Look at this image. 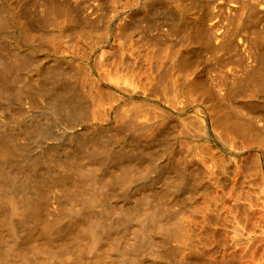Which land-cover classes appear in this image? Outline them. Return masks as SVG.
I'll list each match as a JSON object with an SVG mask.
<instances>
[{
	"label": "rangeland",
	"instance_id": "rangeland-1",
	"mask_svg": "<svg viewBox=\"0 0 264 264\" xmlns=\"http://www.w3.org/2000/svg\"><path fill=\"white\" fill-rule=\"evenodd\" d=\"M102 1L103 0H0V9H5L9 12V14L15 15H13L14 21L12 19V23L8 25V27L0 29V54L5 53L6 55L11 56V60H16L18 58L21 60L23 59V62L25 61V64L22 63V65L24 64V66L20 64V67L19 65L21 70H19L18 66L17 68H15V72L17 73L15 77H13L14 79L17 77L16 79L18 80L17 81L15 79V83H18L23 86V83L25 84V80L27 84L29 77L34 78V76H36L37 78L35 77V79H32V81L30 78V83L28 82L27 84V86L31 85L32 88L25 87L26 84L24 87L28 91L32 89V93L33 91L37 92L35 91V89H39L38 91H42L43 89L40 86L42 83L40 84L39 82H41V79H43L42 75L44 76L45 74L49 73L48 69L53 64V62L57 65L60 64V66L58 67H60L61 69H65L66 67H68L69 69V66L70 68H72L73 66L77 69L72 68V73L67 68L66 71L68 73H66V71L64 70L67 76L68 84L70 81L75 80L76 77L77 82L79 78H82V80L84 79L83 82L79 81L80 83H77V86H79V94L80 91L83 92L84 89L90 90L91 93L93 92L92 96L90 95L91 93H88V91L83 92H87L88 95H90V97L88 96L89 100L84 97L85 99H87V101H89L86 104L90 103V101L92 100V102L95 103V112H97L98 109H100L101 107L103 112L105 113L104 114L103 112H100L102 111L101 109L98 111V114L101 116V118L104 114L103 116H105V118L102 119L100 118V116H98V114H96L97 117H99L97 118L94 115V111L93 115H90L92 114L90 113V111L93 110V107L88 104V108H90V110L87 108V113H85L90 118L89 121L88 119H86L85 122H80V118L75 117L73 121L75 124H72L71 126L67 125V128L65 129H63L61 126L50 124L48 128L43 130L45 135L39 137H34L30 135V140L28 141L30 144L29 154L35 155L41 148L46 149L48 148V145L49 147L56 145L58 140H66V138L69 136V133L73 130L77 131V134H79V128L82 130L87 128V130H89L88 128H90V126V131L92 130V132L95 133H92L94 134L92 136H98V138H96L97 136L94 137L96 138L95 141L97 139L101 140L108 138L107 140H104L106 142L103 141L104 143L102 144L105 145H102V148L107 144H110L106 147L108 149L110 147L112 153V151L114 150L113 148H117V144L121 145H119V149L122 150V152L118 151L119 149H115L112 155L110 153V150L106 149V147L104 148V150L102 149L104 151V155H106L105 149L109 152H107L108 156L106 155L108 158L112 156L115 157V155H118L119 158H122L125 154L126 155L124 158H127L128 155V157H130V154L133 157V152L135 149V156L133 158H138L135 160L143 164L144 162H146L145 160H147L148 157L153 158L152 152H157L156 149L160 147L159 144H163L162 146L163 148H165L164 150H160V152L155 153L156 157H154L155 160L152 164L154 166H151V171H148L149 173H147L146 178H143V176H140L139 174L137 176L140 179H138V177L135 178L136 180L134 179L135 181H133V183H130V185L131 187L134 186L132 188L133 191L135 187H137L138 189V186L141 185L142 186L140 188L148 186V184L146 183L147 179L151 180L153 179V177H155V179L157 178L156 181L158 182V177L160 175V173H158V170L165 163L169 164L174 161L176 163L181 162L183 164L187 162V166L191 167H189L190 170H192L191 174H193V177L195 178L193 185L197 187L199 191L197 190L195 194H193L194 192H191L190 196V194L188 195L185 192L180 193L178 191L173 190V192L177 196L175 200L171 199L173 192H169L171 195H169L167 192H165V194L164 192H162L164 194V198L162 197L158 200L160 209L162 208L163 210H170L166 211L170 214L168 215L166 213L169 218H166V221H170L171 217L174 216L173 218L175 224L173 222L174 225L172 224L173 226H171V229L174 232V236L172 237L171 233L172 238L169 239L170 247L168 249V258L171 257L170 260L172 261H170V263L174 264L176 261H178L179 264H264V89L262 88L264 86V0H160L159 3L158 1H156L154 2L155 4H150L151 7L149 6V4L146 5V0H138L137 8L133 10L135 11L134 23L136 22L137 24H134L133 26L135 27L134 30H132L133 33L129 34V36L132 35L136 37L134 38V40H137L138 38L137 43L139 46L136 45V41L134 43L133 41L129 40L134 43L132 44L129 42L133 46L135 45L134 47L131 46L129 43V45L127 43L120 45L123 40L120 41L119 38H117L116 36L113 37L111 35L108 45L104 47H101L102 45H98L100 36L103 35L101 32L107 30L108 33H113L118 27V25L123 21L125 14H127L126 11H128L129 8L128 5L126 6L125 4L128 3V0H115L117 3L116 6L118 5L116 7V9L118 10V14L114 12L113 15H109L108 13L110 11V4L107 3H111L114 0H104L105 2L107 1L106 3L104 1L102 3ZM179 1L181 2L179 3ZM59 2H61L62 5L61 3L59 4ZM157 3L159 4L160 8L159 6H157ZM51 5L53 6V10L52 7H50ZM122 5H124L125 7ZM146 6H149V8H147ZM62 7L63 9L60 10V8ZM45 8L46 13L44 12ZM242 8L244 9V11ZM47 9L49 10V12L50 10H52L50 13L51 16H49V12H47ZM146 9H148L149 11H145ZM59 10L64 13V16L61 14V12H59ZM65 10H69V13H67ZM75 10L77 11V13H75ZM159 10L162 11L159 12ZM241 10L243 11V13H241ZM43 12L45 14H48L45 15ZM58 12L60 14H58ZM72 12L73 15L75 14L76 18H78L79 20L77 19V21L75 22H71L68 20L67 16L72 14ZM66 14L68 15L66 16ZM26 15H28L29 17L26 18ZM85 15H88V18L93 19L92 22L94 24L90 22L91 20L87 19V17L84 18L83 16ZM64 17L66 19L65 24L63 23L65 20ZM83 18L85 20L83 21V23L85 22V26H83V23H81V20ZM20 19L26 20V22H28L29 25L27 26H29L28 28L30 30V33H33V35L30 34V37H26V35L22 32V29L19 26V23H21L22 21H20ZM30 19L31 21L33 20V22H31ZM143 19L147 20V24L149 22V27L146 25V22ZM138 21H140V24H138ZM67 22L69 24V28L68 26H64L67 25ZM179 23L181 26H178ZM183 23L184 25H182ZM89 24L91 28L94 25L96 27L94 26V28L91 29L90 27H88ZM186 24L189 27L185 26ZM30 27L32 28V30L30 29ZM65 27L67 28L64 29ZM169 27L170 29H168ZM173 27H175L176 32L175 30L173 31ZM85 28H87L85 31L90 32H85L82 34V32L80 31H83ZM136 28H139L140 30H135ZM171 29L172 33L170 31ZM169 31L171 33L170 36V33H168ZM159 32L162 33V36L159 34ZM166 34L168 37L166 36ZM31 37H33V39ZM59 37L60 41L62 40L61 42L59 41ZM62 38H64L65 42ZM80 38L84 40L82 41V39ZM78 40H81L85 43L93 42L96 46L94 52L95 54H88V49H86L87 47L84 48V44L82 45L81 43L79 45V43L77 42ZM118 40L120 47L118 45ZM56 41H59L58 43L60 46H58ZM68 41L69 43H74L73 46L72 44L67 43ZM147 41H149V43L154 42L158 46L159 50H155L158 48L156 46L154 47V45H152L151 43L149 45ZM60 43L65 44L66 47L64 48L65 45H63L62 47V44ZM112 44L113 46H111ZM122 45L123 47L128 45L127 47L130 48L129 52L131 50L133 51L129 53L127 48L124 47L125 49H122ZM141 45H144L147 49H144V47H141ZM75 46H79L80 48H77ZM116 46L119 50L114 48ZM151 46H153L154 48ZM72 48H74V50H72ZM112 48L113 50H111ZM149 49L152 51H150ZM100 50L104 51L105 53L102 52L103 54H100ZM138 50H141L142 53H144L143 51H148L147 54L146 52L144 53L147 56L142 53H139L140 51ZM160 50L161 52H159ZM153 51H155L156 54ZM85 53H87V55H85ZM97 53L100 54H98V57L102 61L98 60V57L96 58ZM118 54L121 56L124 55L128 59L122 56L124 58L123 60ZM13 55L14 57L16 56L15 59H13ZM117 55L120 59L117 57ZM155 55L157 58H160L162 60H154V58H156L154 57ZM157 55L161 56L162 58ZM24 57L28 59L25 60ZM58 57H60L59 59L66 63L62 62L61 60L57 61ZM81 57H83L84 59ZM116 57L119 59L118 61H122V64H119L117 62ZM104 58L107 60H105ZM146 58L151 59L146 60ZM54 59L56 62L52 61ZM94 60H96V62L101 61V65L98 62V67V64L95 63ZM114 60L119 65L114 63ZM133 60L134 62L136 61V63H134ZM149 60H152L153 62H149ZM111 61H114L113 64L111 63ZM146 61L148 63H145ZM74 62H76V66L72 65L74 64ZM78 62L82 64L80 65ZM83 62L85 64L89 63L90 65H84ZM124 62L126 63L124 64ZM127 62H130V64ZM157 62H159V65H161H158V69ZM49 63H51V65ZM132 63L134 64V66ZM153 63L156 68L153 69L154 72L152 68H150L152 67L151 64ZM128 64L131 67L124 66ZM79 65L81 67H79ZM115 65H117V67H115L116 69H113ZM120 65L124 66L123 69L122 67H120ZM25 66H28L30 69ZM111 66L112 69L110 68ZM145 66L148 67H146V70H150L149 72L145 70ZM23 67L24 70H26V68L28 69V71L26 70L28 73L25 71L27 74H25V72L23 71ZM83 67L86 69H83ZM102 67L110 70L105 71L104 69V73L106 74L104 78H106L108 74L109 78L112 75V81L118 80L117 78L119 76L117 77V75L119 74L116 75L115 72H120L121 77L118 80L119 82L116 81L117 83H115L119 86H114L115 84L113 83V85L110 82L111 78L109 80L108 78H103L104 73ZM138 67L141 69H138ZM101 69L102 71L101 73H99ZM131 69H133V71L135 69L137 70L132 72ZM75 70L76 72H74ZM81 70H85L84 73L86 74H83V71L81 72ZM111 70L112 72L115 70V74H112ZM137 71H139V73H137ZM123 72L127 73V75ZM131 73H133V75L138 74V77L136 75L133 76ZM150 73L153 75H151ZM155 73L159 75V77L157 75L156 77H154ZM163 73L164 76H162ZM98 74H102V79L98 78ZM124 74L126 75L125 79H130L129 77H127L129 74V76L133 78L130 80L126 79L127 81H125L128 82L127 85L131 83L132 85L130 86L135 87V89H131L130 86H126L128 89L131 90H124L127 89L124 88L125 81H122L124 78L123 76H125ZM139 74L141 75V77ZM79 75L83 77H80ZM88 75L89 77L90 75H92V78L90 77V80L92 81V84L94 82L93 85L91 84V81L88 80ZM149 75H151L152 77H149ZM160 75L162 77V80ZM165 75L167 76L165 77ZM115 76L117 78H115ZM24 78L26 79L24 80ZM155 78H158V80L156 81ZM135 79H138V81L141 80L139 81L140 84L138 85L139 89H137L138 87L136 88V85H134V83L137 82ZM159 79L162 81L160 82L161 86L158 82L160 81ZM36 80L41 81L37 82ZM120 80L124 85L120 82ZM86 81L88 84H84V82L86 83ZM95 81L99 83L96 82L95 84ZM31 82H33L34 84L35 82L36 84L38 83L40 87L34 85L33 83L31 84ZM142 82L145 86V89L143 86H140L143 85ZM149 82L153 84L155 82L156 86L153 84L152 85L156 88H158L159 84V88L161 90L159 88L158 90L160 92H158V90L157 92H155L156 89L153 86L152 88ZM261 83L263 86L261 85ZM82 84L85 85L82 86V88L85 87L83 90L80 87ZM258 85L261 87H258ZM86 86H90L92 89L90 87L86 88ZM92 86H96L97 88L102 87L105 91H107L108 89L109 92L112 91L113 93L111 94L109 92H106L105 94L107 95L108 93L109 96H112L109 97L107 95V98H105V91L102 88L97 90L96 87ZM118 87H121V90H119ZM122 87L124 89H122ZM150 87L151 89H153V91L149 90ZM167 87L169 89L171 88V92L170 90L166 89ZM256 87H258L259 89ZM94 89H96V91H99L97 93L100 97H98L101 98V100H97H100L98 104L100 105L99 108L95 107L97 95H95ZM100 91L103 93H100ZM253 91L256 93V95ZM31 92L27 94V96L29 95V98H27L26 96L24 97V95L22 96V99L27 103L23 102L22 99L20 101V97L18 98L17 96H14L16 95L15 92H13L15 93L14 95L12 94L13 96L11 95V97L13 98L9 96V99L8 97L6 99L5 97L0 95V115H2L0 116L1 119L5 121L14 119L16 121L24 122V120H26V118L28 119V117H36L38 119L45 117L47 115L46 112H49L48 110L45 111L46 108L44 106L46 104L43 106V103H45L46 100L44 102L42 101L43 103L39 102L37 104L35 102L37 100H35V98L33 99L34 94L31 95ZM114 93V98L116 100L117 98H120V96L121 98L117 101L110 100L108 102L107 99L113 98ZM167 94H169V96ZM30 95L31 99L34 100L32 104V101L30 100ZM102 95L104 99L103 97H101ZM166 96H168V98ZM93 99L95 101H93ZM27 100L31 102L29 103ZM168 100L170 101L167 102ZM112 101L115 102L113 103ZM123 101H126V104ZM84 102H86V100H84ZM92 102L90 104H92ZM139 102H141L140 104H142V102L144 103L142 104V108ZM40 103L42 105L41 108L39 105ZM102 103L104 109L102 107ZM105 103H108L109 105L111 103L110 106L115 105L117 107L119 106V104H121L122 108H128L125 109L126 112L128 111L127 115L124 114V109L120 107L119 108L122 110L120 111V109L118 110V108L117 110L121 114H117V111L115 112V115H119V117L120 115L122 117L126 115L125 117H123L125 118V121L122 117L119 118L117 116L115 117V120L114 116H112L114 114H111V116H109L108 114L110 113V106L109 108H107V105ZM122 103L125 105H123ZM136 103L138 104L136 105ZM146 103H148L151 108H149V106H147L146 108V105H148ZM33 104L34 107L32 106ZM21 105L25 107H22ZM126 106H129L130 108ZM21 108L23 109L21 110V112L24 110L25 111L20 114L21 116L16 115V113H20V110L18 109ZM139 108L143 111H141ZM104 110H107L108 112ZM138 112H140V115ZM23 113L25 114L23 115ZM44 113H46V115ZM62 113L63 112H61V114ZM122 113L124 115H122ZM130 113L132 115L129 116ZM127 116H129V118L131 117L130 122ZM92 117H96V120H94ZM55 120L62 121L61 118ZM102 120H104L105 122H102ZM118 120L120 121L119 125L118 123H116V121L118 122ZM122 120L123 122L121 123ZM132 120L133 123H131ZM161 120L162 124L160 123ZM113 121H115V123ZM128 122L132 125L135 123V126H131V124H129ZM123 123L129 125L126 126ZM232 123H235V125L237 124V127L240 126V129L237 128L235 125L232 126ZM117 125L119 126V131L117 130ZM187 125H191V128H187ZM100 126L103 130L107 129L108 131L115 130L117 128L115 131L111 132L117 131V133H115V139L117 140V136L119 135L118 140L115 141L113 139L114 135L112 136V134L114 133L111 134V132L108 133V131H106L108 133L107 135V133H105V130L104 135H101L102 132L100 133L99 131L103 130L99 129ZM123 126H126L124 129H129V127L135 128H133L134 130L132 128L128 131L126 130L128 134L127 135L125 133L126 131L124 130V132L122 129ZM111 127H114L115 129ZM231 127H234L235 129ZM241 127H243V130L241 129ZM138 128H145L146 130L138 131L136 130ZM95 129H97V131H95ZM150 130H155L153 132H158L159 130L160 135H158L157 138L153 140L152 137L149 138V136H151L149 135V133L151 132ZM235 130L237 133L235 132ZM224 131H228V133H225ZM243 131L245 133H243ZM139 132L144 133L145 136H147L146 134L149 135L147 136L148 139L146 138L147 142H144V140L140 141L141 134ZM252 132L254 133L255 137L257 136L256 139H254L255 137L253 136ZM104 136L106 138H102ZM122 136H125V139L121 138ZM35 139H37V141H35ZM112 140H114L116 144H114V141ZM134 141L141 142V144L143 141L144 144L141 145L140 143H134ZM112 143L114 145H111ZM127 144H132L133 147L131 148L132 145L126 146ZM146 144H148V146H145ZM149 144L150 146H152L151 148ZM140 145L141 147H137ZM165 145H167V147ZM134 146L137 148H135ZM168 146L171 147V149L168 148ZM201 146L202 148L204 147L203 150L200 148ZM144 147H148L147 150L144 149ZM124 148L125 151L123 153ZM205 148H207V151ZM128 150H131L132 152L130 153ZM122 153L123 155H121ZM136 153H139L138 156H136ZM140 155L141 158L139 159ZM106 156H104L105 159ZM143 156H146L147 159L145 157L142 158ZM217 156L222 158V160H219L220 163L218 162ZM170 157H172L173 159ZM223 157L225 162H223ZM225 157L227 161L225 160ZM169 158L172 160L170 161ZM174 159H176V161ZM219 164L220 167H218ZM223 166L224 169H219L223 168ZM148 170H150V168ZM220 170L226 172L222 173ZM159 183L160 182L156 184L161 185ZM225 186H228V188L229 186L231 187L229 188L230 192L229 190L225 191ZM140 188L137 191L140 190V192H142ZM223 191L226 193H224ZM113 192L112 194H116L118 191H115L114 193ZM119 193L121 192H118V194ZM209 193L210 195L214 194L215 196L218 194V198L220 197L221 199H218L217 196L215 197L213 195L216 201H212L213 198L211 197L208 202H203L205 198H207V195L208 197L210 196ZM109 194L111 195L110 192ZM166 194L169 196V198ZM118 198L119 199L115 197L113 199L120 201L124 200V198H121L120 196H118ZM163 199H166L167 202H169V200L171 199L174 202L172 203V201L170 200L171 202L169 203H172V205H168L166 203V207L169 206L168 208H166L165 205H163V207L160 204L162 203L160 202L161 200L165 202ZM211 201L212 203H210ZM201 202L204 203L205 206H203L204 204H201ZM199 205H202V207L199 208ZM227 213L229 214L230 218L232 217V222H230L231 219L230 221L228 220L229 216L227 217ZM167 215L165 216L167 217ZM182 222L185 224H182ZM229 224H231L232 227ZM180 226H183V228H181ZM179 227L181 228L180 230H182L181 232L183 233V235L187 234L185 235V239H183L184 236L180 234V230L176 229H179ZM184 228L187 230H185ZM183 230L186 231L185 234ZM187 236L188 238L189 236H191L190 239H188ZM174 237H176V239ZM172 250L174 251V253ZM236 255L238 258L236 257ZM260 257H263V259L261 258L262 261H260Z\"/></svg>",
	"mask_w": 264,
	"mask_h": 264
},
{
	"label": "bare ground",
	"instance_id": "bare-ground-1",
	"mask_svg": "<svg viewBox=\"0 0 264 264\" xmlns=\"http://www.w3.org/2000/svg\"><path fill=\"white\" fill-rule=\"evenodd\" d=\"M103 1H102V3H103ZM156 1H158V3H159L160 0H146V3H147L146 5L149 4V6H150V4H152V3L155 4L154 2H156ZM112 2L107 3V4H110L112 6L111 7L109 5L110 11L108 14L113 15L114 12H116V14H118V10L116 9V7L118 5L116 6L117 3L115 0ZM119 2H121V1H119ZM127 2L128 3H125V4H126V6L128 5L129 8H128V11H126L127 14H125V16L123 18V21H122L123 23L121 22L113 33H108L107 30H105V28H104L105 31L101 32L103 35L100 36V40L98 41V45H102L101 47H104V46L109 44L110 35L113 37L116 36L117 38H119L120 41L123 40L122 43H120V45L124 44V43L128 44L129 42L134 44L135 41L137 43L138 38H137V40L136 39L134 40V38H136V37L132 36V35L129 36V34L133 33L132 30H134V28H135L133 26H134V24H137L136 22L134 23V12L135 11H133V10H135L137 8L138 0H128ZM180 2L181 1H179V3ZM60 3L61 2H59V4ZM61 5H62V3H61ZM120 5H121V3H120ZM124 5H122V6H124ZM149 6L148 7L146 6V7L149 8ZM157 6H159V4ZM50 7H52V10H53V6L51 5ZM64 7H65V3H64ZM57 8H59V7H57ZM159 8H160V6H159ZM61 9H63V7L60 8V10ZM45 10H46V8L44 9V12H45ZM52 10H50V12H49V10L47 11V12H49V16H51L50 13ZM60 10H59V12H61ZM147 10L148 9H146L145 11H147ZM160 11H162V10H159V12ZM243 11H244V9H243ZM243 11L241 13H243ZM54 12H57V11H54ZM59 12H58V14H60ZM66 12L69 13V10ZM110 12H111V14H110ZM75 13H77V11ZM47 14H45V15H47ZM56 14H55V16H56ZM61 14L64 16V13L61 12ZM143 14H144V12H143ZM13 15L9 14V12L5 9L4 10L0 9V29L8 27V25H10L12 23V19L14 21L15 15L14 16ZM52 15H54V14H52ZM67 15L68 14H66V16ZM241 15H243V14H241ZM27 17H29V16L26 15V18ZM67 17H68V20L71 22H75L78 19V18H76L75 14L73 15V12H72V14H70ZM83 17L84 18L87 17V19H90V18H88V15H85ZM30 18H31V16H30ZM52 18H54V17H52ZM84 18L81 20L82 21L81 23H83V21H85ZM64 19H65V17H64ZM21 20L22 19H20V21ZM90 20H91L90 22H92L93 19H90ZM143 20H145V19H143ZM30 21H31V19H30ZM35 21H37V20H35ZM65 21H66V19L63 22L64 24H65ZM140 21H138V24H140ZM146 21L147 20H145V22ZM31 22H33V20ZM88 22H89V20H88ZM173 22H172V26H173ZM84 23H83V26H85ZM148 24H149V22H148ZM148 24L146 22L147 26H148ZM27 25H29V24H28V22H26V20H22L21 23H19V26L22 29V32L26 35V37L27 36L30 37V34L33 35V33H30V30L28 28L29 26H27ZM182 25H184V23ZM64 26H68V28H69L68 22H67V25H64ZM94 26L92 28H94ZM178 26H181L180 23ZM185 26H188V25L186 24ZM31 27H33V26H31ZM31 27H30V29L32 30ZM88 27H90V24L88 25ZM66 28L67 27H65L64 29H66ZM86 29L87 28H85L83 31H80V32H82V34H83V33L87 32V31H85ZM141 29H143V28H141ZM168 29H170V27ZM172 29L174 31L175 27H173ZM172 29L170 30L171 33H172ZM179 29H180V27H179ZM182 29H183V27H182ZM135 30H140V29L136 28ZM130 31H131V33H130ZM170 31L168 33H170ZM89 32L90 31H88L87 33H89ZM175 32H176V30H175ZM171 33L169 34V36L171 35ZM159 34L162 36V33L159 32ZM167 34H166V36H167ZM34 37H35V35H34ZM65 37H67V36H65ZM163 37H165V36H163ZM31 38L33 39V37H31ZM62 39L65 42L64 38H62ZM67 39H69V38H67ZM80 39H82V38H80ZM83 40L84 39H82V41ZM119 40H118V45H119ZM129 40L133 41L134 43L129 41ZM59 41H60V37H59ZM82 41L78 40L77 42L79 43V45H80V43L82 45L84 44L83 45L84 48L87 47L86 49H88V54L89 53L95 54L94 53L95 48H96L95 44L93 42L85 43ZM58 42L56 41L58 46H60ZM147 42L149 43V41H147ZM67 43H69V41ZM150 43L152 45H154V47L156 46L158 48V46L154 42H150ZM150 43H149V45H150ZM60 44H62L61 45L62 47H63V45H65L63 43H60ZM69 44H72V43H69ZM73 44H72V46H73ZM132 44H130V45L133 46ZM120 45H119V47H120ZM136 45H138V43ZM111 46H113V44ZM117 46L114 48L117 49ZM127 46H124V47L127 48L128 52H129L130 48ZM65 47H66V45L64 46V48ZM75 47L78 48L79 46H75ZM124 47L122 45V49ZM141 47H144V49H147V48H145L144 45L143 46L141 45ZM151 47H153V46H151ZM74 48H72V50H74ZM135 48H134V50H135ZM111 50H113V48ZM117 50H119V49H117ZM155 50H159V48L155 49ZM100 51H99V53L103 54L102 52H104V51H102V50H100ZM131 51H133V50H131ZM138 51H140L139 53H142L141 50H138ZM150 51H152V50H150ZM111 52H113V51H111ZM134 52H136V51H134ZM143 52L145 53L146 51H143ZM147 52H146V54H147ZM153 52L155 53V51H153ZM159 52H161V50ZM7 53H9V52H7ZM99 53H97L96 58L98 57ZM144 53H142V54H144ZM146 54H144V55H146ZM85 55H87V53H85ZM104 55H106V54H104ZM118 55H117V57H118ZM148 55H149V53H148ZM119 56L124 60V58L122 57L124 55H122V56L119 55ZM151 56H148V57H151ZM157 56H159V55H157ZM10 57L11 56L6 55L5 53L0 54V95L5 97L6 99L8 97V99H9L12 94L14 95L16 93V95H14V96H17L18 98L20 97V101H21V99L23 98L22 97L23 95H24V97L26 96L27 98H29L28 97L29 95L27 96V94L30 93L32 89L30 91H28V90H26L25 87H31V85L27 86L31 77L28 78L29 80L27 79L28 80L27 84H26V80H25L26 78H24L26 86L24 83H23V86L18 84V83L16 84L15 79L17 77L15 79H14V77H15L17 72H15V70H16L15 68H17V66L19 67L20 64L22 65V63H24L25 61L23 62V59L21 60L18 58L16 60H11ZM12 57H14V55ZM124 57H126V56H124ZM154 57H156V55ZM159 57H161V56H159ZM15 58H16V56L13 59H15ZM59 58L60 57L57 58V61L61 60ZM81 58H83V57H81ZM118 58H117V62L120 64L122 61L121 62L118 61L120 59V58L119 59ZM27 59L25 58V60H27ZM97 59L101 60L99 57ZM148 59H151V58H146V60H148ZM155 59L158 61V59H160V58L156 57V58H154V60ZM105 60H107V59H105ZM160 60H162V59H160ZM52 61H55V59ZM65 61H66V59H65ZM101 61L96 62V60H94V62L98 64V67H99V63L101 65V63H102ZM114 61H111V63L113 64ZM151 61L149 60V62H151ZM49 62H51V61H49ZM62 62H64V61H62ZM76 62H74V64H72V65L76 66V64H75ZM94 62H92V63H94ZM130 62H127V63L130 64ZM133 62H134V60H133ZM64 63H66V62H64ZM71 63H73V62H71ZM78 63L80 64V62H78ZM114 63H116V61ZM125 63L126 62H124V64ZM134 63H136V61ZM145 63H148V62L146 61ZM157 63H158L157 64V69H158L159 62H157ZM24 64L22 66H24ZM49 64L51 65V63H49ZM83 64L84 65H86V64L90 65L89 63L85 64L84 62H83ZM97 64H96V66H97ZM119 64H117V65H119ZM129 64L124 65V66L129 67L130 66ZM21 65H20V67H21ZM80 65H79V67H81ZM93 65H95V64H93ZM117 65H115L113 67V69H116L115 67H117ZM58 66H60V64L57 65L54 62L50 67L47 66V67H49V69H48L49 71L48 70H45V71H48L49 73L45 74L44 76L42 75V78H43V79H41L42 81L38 80V81H41L39 83L40 84L42 83L40 86L42 87L43 90L41 89L42 91H38L39 89L38 90L35 89V91H37L38 93L34 92V91H33V93L31 92V95L34 94L33 99L35 98V100H37V101H35L37 104L39 102H42V101L44 102L46 100L45 103L42 102L43 106L46 104L44 106L46 108V110L45 109L44 110L49 111V112H46L47 115H46V113H44L46 115V116L44 115L45 117L39 118V119L36 117L35 118H29L28 117V119L26 118V120H24V122L16 121L14 119L9 120V121H5V120H2L0 117V264H171L170 263L171 257L168 258V254H169L168 249L170 247L169 246V239L174 236L173 235L174 232L171 229V226H173L175 224L174 218H173L174 216L171 217L170 221H168V220L166 221V218H168V215H170L169 213L166 212L169 209H166V210H163L162 208L160 209L158 200L161 199L162 197L164 198L165 192H167L169 195H171L170 193H172L173 190L178 191L180 193L185 192L188 195L190 194V196H191V192L192 193L194 192L193 194H195L197 190L199 191V189L193 185L195 178L193 177V174H191L192 170H190V168H191L190 166H189L190 168L187 166V164H186L187 162H185L183 164L181 162H179V163H181V164H179V163H176L174 161L172 163H169V164L165 163L158 170L159 171L158 173H160V175L158 177V182H160L159 184H161V185L156 184V183H158L156 181L157 178L155 179V177H153V179H151V180L150 179L146 180V183L148 184V186L143 187V188H140L142 185L138 186L142 190V192H140V190L137 191L139 189V188L137 189V187H135L136 190L134 188V190L132 191V188L134 186L131 187L130 183H133V181L136 180L135 178H137L138 177L137 175H139V174H140V176H143V178L144 177L146 178L147 173H149L148 171H151V166H154L152 164L154 163V160H155L154 157H156L155 153L160 152V150L161 151L164 150L165 147L163 148V146H162L163 144H159L160 147H158L156 149L157 152L156 151L152 152L153 158L148 157V159H149L148 160L146 158V156H143L142 158L145 157L147 159V160H145L146 162H144L143 164L139 163L137 160H135L138 158H135V159L133 158L135 156L134 155L135 149L133 152L134 154L132 153L133 157L130 154L132 151L128 150L130 152V153H128V154H130V157H128L129 156L128 155L127 158H124L126 155L125 154L122 158H119L118 155H115V157L112 156V157L108 158L107 157L108 151H106V149H108V148L106 146L110 145V144H107L103 148L101 147L102 145H105L102 143L106 142L104 140H107L108 138L107 139H101V140L97 139L95 141V139L98 138V136L95 135V136H97L96 138H94L95 136H92L95 133L92 132V130L90 131V128H91V126H90V128H88L89 130H87V128L83 129V130L79 128L78 129V131H80L79 134H77L78 133L77 131L73 130L69 133V136L66 138V140H58L56 145H53L51 147H49V145H48V148H46V149L41 148L38 151V153L35 155L29 154L30 144L28 141L30 140V135H32L34 137H39V136L45 135L43 130L48 128L50 126V124H53L56 126H61L63 129H65V128H67V125L71 126L72 124H75L73 122L75 117L76 118L79 117L80 122H82V121L85 122L86 119H88V121H89L90 118L86 115V113H87L86 109L88 108V104L93 107L92 108L93 110H91L92 112L90 111V113H92V114H90V115H93V113L95 112V110H94L95 103L92 102L91 98H90V100H91L90 103L92 102V104H90V103L86 104L87 102H89V101H87V99L90 97V95L92 96L93 92L91 93L90 90L84 89L85 87L82 88V86L84 84H88L87 81L90 80V77L92 78V75H90V77L88 75L89 79L86 81V83L84 82V84H82L80 86L82 88V90L84 89L83 92L88 91V93H91V94L88 95L87 92L83 93L81 91L79 94V90H78L79 86H77V83L79 81L83 82L84 79L82 80V78L81 79L79 78L80 80L78 79V82H77V80H76L77 77H76L75 80L70 81L68 84V80H67V76H66V73H68L66 71L68 69V67H66L67 69L66 68L61 69ZM112 66L110 67L111 69H112ZM124 66L120 65V67H122V69ZM133 66H134V64H133ZM147 66H145V70H146ZM151 66L152 67H150V68H152V70L156 69L154 63L151 64ZM159 66H161V65H159ZM20 67H19V70H21ZM25 67H28V66H25ZM84 67H83V69H86ZM72 68H76V67L72 66ZM72 68H70V66H69L68 70L71 72ZM28 69H30V68L28 67ZM28 69L26 68L27 71H28ZM102 69H103V73H104V69H105V71L109 70V69H106L103 67H102ZM102 69L100 70L99 73H101ZM138 69H141V68L138 67ZM26 70H24V67H23V71L25 72ZM64 70L66 71V73L64 72ZM131 70H132V72H134L137 69H135L134 71H133V69H131ZM143 70H144V68H143ZM82 71L83 70H81V72ZM84 71L82 73L86 74V73H84ZM114 71L112 72V70H111L112 74H115V73H116V75L119 74V75H117V77L119 76L118 78L115 76V78H117L119 80L121 77L120 72L114 73ZM139 71H137V73H139ZM146 71L149 72L150 70L147 69ZM26 72H25V74L28 73V72L27 73ZM74 72H76V70ZM111 72H110V74H111ZM153 72H154V70H153ZM123 73H125V72H123ZM25 74H24V77H25ZM125 74L127 75V73H125ZM131 74L133 75V73H131ZM98 75H99L98 78L102 79V74H98ZM103 75H104L103 76V78H104L106 76V74L104 73ZM108 75L106 78H108V80H109L112 75L110 76V78ZM126 75L123 76L124 78L122 81H125L127 79V78L125 79ZM129 75L127 77H129L130 79H133ZM135 75L137 76L138 74H134L133 76H135ZM147 75H148V73H147ZM151 75H153V74H151ZM151 75H149V77ZM156 75L157 74L155 73L154 77H156ZM250 75H251V73H250ZM157 76L159 77V75H157ZM162 76H164V73ZM166 76L167 75H165V77ZM35 77L36 76H34V78H31V81H32V79H35ZM80 77H83V76H80ZM140 77H141V75H140ZM160 77H161V75H160ZM106 78H104V79H106ZM85 79H87V78H85ZM130 79H127V80H130ZM138 79L137 80L135 79V80L137 82L141 81V80L138 81ZM155 79H156V81L158 80V78H155ZM163 79H164V77H163ZM118 80L112 81V78H111L110 82L112 84L113 83L115 84V83H117L116 81H118ZM161 80H162V77H161ZM161 80L158 82L159 83L162 82ZM33 81H35V80H33ZM105 81H107V80H105ZM126 81L124 82V84H125L124 88H127L130 85H132L130 82H129L130 84L127 85L128 82H126ZM96 82L97 81H95V84H96ZM120 82H121V80H120ZM32 83L33 82H31V84ZM97 83H99V82H97ZM132 83H133V81H132ZM136 83H134V85H136V88H137L138 85L140 84V82L137 84ZM66 84H67V86H66ZM91 84H92V81H91ZM93 84H94V82H93ZM142 84H143V82H142ZM152 84L153 83H150L151 87L153 85L156 86L155 82L153 85ZM34 85L39 86L38 83L36 84V82ZM117 85L115 84L114 86H117ZM261 85H262V83H261ZM90 86H88V87H90ZM120 86H122V85H120ZM140 86H143L145 89L144 84L140 85ZM155 86H153V87L156 89L155 92H157V90L159 88V84H158V88H156ZM160 86H161V83H160ZM166 86H168V85H166ZM39 87H37V88H39ZM88 87L86 86V88H88ZM92 87H96V86H92ZM151 87H150V89L149 88L148 89L153 91V89H151ZM258 87H261V86L258 85ZM258 87H256V88H258ZM101 88L96 87L97 90L101 89ZM120 88H119V90H121ZM124 88L122 87V89H124ZM132 88L135 89V87H131V89ZM256 88H255V90H256ZM262 88L264 89V86ZM28 89H30V88H28ZM96 89H94L95 95H97V97H98L99 94L97 92H99V91H96ZM131 89L127 88L124 90L129 91ZM137 89H139V87ZM166 89L170 90V92H171V88L169 89L167 87ZM261 91H263V90H261ZM13 92H15V93H13ZM48 92H49V95H48ZM106 92H109V90L107 89V91L104 92V95H106L105 94ZM116 92H118V91H116ZM158 92H160V91L158 90ZM100 93H103V92L100 91ZM109 93L112 94L113 92L111 91ZM35 94H37V95H35ZM254 94L256 95L255 92H254ZM263 94H264V92H263ZM31 95H30V100L32 102L28 101V100L27 101L29 103L31 102V104H32L34 100L31 99ZM107 95H108V93H107ZM107 95L105 98H107ZM167 95L169 96V94H167ZM111 96H109V97H111ZM114 96H115V93L113 95V98H114ZM168 96H166V97L168 98ZM84 97L87 99H85ZM97 97H96V106L95 107L99 108L100 105H98V104H99V101L101 100V98H99L100 96L98 98ZM101 97H103V95ZM259 97H260V95H259ZM11 98H13V97H11ZM27 98H25V99H27ZM113 98H111V99L108 98L107 99L108 102L110 100H116L115 98L114 99ZM120 98H121V96H120ZM120 98H117V100ZM98 99H100V100L97 101ZM103 99H104V97H103ZM84 100H86V102H84ZM22 101L25 102L23 99H22ZM93 101H95V100L93 99ZM169 101L170 100H168L167 102H169ZM105 102H107V101H105ZM123 102L125 103L126 101H123ZM25 103H27V102H25ZM111 103H110V105H111ZM140 103L141 102H139V104ZM125 104H123V105H125ZM137 104L138 103H136V105ZM142 104H144V103L142 102ZM142 104H140L141 108L143 106ZM146 104H148V103H146ZM39 105L41 108L42 107L41 103ZM39 105H38V107H39ZM106 105H107V108H109L110 105L108 103ZM32 106L34 107V104ZM32 106H30V107H32ZM91 106H89V107H91ZM147 106H149V104L146 105V108H147ZM22 107H25V106H22ZM102 107H103V103H102ZM119 107L122 108V105L119 104L118 107L115 105L110 106V109H109L110 113L108 115L111 116V114H114V115H112V116H114V118L116 116L119 117V115H115L116 111H117V114L119 113V111H118L120 109ZM126 107H129V106H126ZM117 108H118V110H117ZM149 108H151V107L149 106ZM88 109L90 110V108H88ZM100 109L102 110L101 107H100ZM100 109H98V111ZM103 109H104V107H103ZM122 109H124V108H122ZM122 109H120V111ZM125 109H128V108H125ZM125 109H124V111H125L124 114L127 115L128 111L126 112ZM18 110H20V113L19 114L16 113V115H20V114H22V112L25 111L24 110L21 112V110H23L22 108L18 109ZM107 110H104V111H107ZM140 110L143 111L142 109H140ZM98 111L95 112V114H94L96 117H97L96 114H98ZM124 111H122V112H124ZM61 112H63V113L61 114ZM100 112H103V110ZM26 113H27V111H26ZM131 113L129 114V116L132 115ZM138 113L140 115V112H138ZM24 114L25 113H23V115ZM58 114H59V116H58ZM119 114H121V113H119ZM124 114L122 113V115H124ZM103 115H102V118H105V116H103ZM0 116H2V115H0ZM98 116H100V115L98 114ZM125 116H123V117H125ZM129 116H127V117L129 118ZM121 117L122 116L120 115L119 118H121ZM59 118H61L62 121L61 120H58V121L55 120V119H59ZM92 118L94 120H96L94 117H92ZM97 118H99V117H97ZM100 118H101V116H100ZM130 118H129V122H130ZM123 119L125 121V118H123ZM94 120H92V121H94ZM105 120H107V119H105ZM115 120H116V118H115ZM162 120L160 121V123L162 122ZM103 121L104 120H102V122ZM113 122L115 123V121H113ZM119 122H120L119 120H118V122L116 121V123H118V125L120 124ZM122 122H123V120L121 121V123ZM126 122H127V120H126ZM131 123H133V120ZM131 123H129V124H131ZM123 124H125V123H123ZM123 124H121V125H123ZM129 124H125V125L127 126ZM161 124H159V125H161ZM185 124H186V122H185ZM185 124H184V126H185ZM133 125L135 126V123ZM133 125L131 124V126H133ZM233 125H235V123H232V126ZM126 126H123V128H122L123 131L124 130L128 131L132 128V127H129V129L128 128L124 129ZM139 126H140V124H139ZM190 126L187 125L186 127L191 128ZM235 126L237 127V124ZM104 127H105V125H104ZM142 127H143V125H142ZM94 128H96V127H94ZM111 128H114V127H111ZM117 128L116 129L119 131V126ZM133 128H135V127H133ZM136 128H137V126H136ZM156 128H158V127H156ZM231 128H234V127H231ZM237 128L240 129V126ZM242 128L243 127H241V129ZM97 129H95V131H97ZM99 129L103 130L101 128V126ZM225 129H226V127H225ZM104 130L103 131L98 130V131L100 133L101 132L103 133V134L101 133V135H104ZM115 130H111V131H115ZM136 130H138V131L144 130L145 131L146 129L145 128H138ZM155 130H153V131H155ZM236 130H235V132H236ZM106 131H108V130L106 129L105 133H107ZM111 131H108V133H110ZM123 131H120V132H123ZM127 131L125 132L126 134H127ZM153 131H151L149 133V135H151V136L146 134V132H145V134L147 136H149V138L152 137V139L155 140L157 138V136L160 134H159V130H158V132H153ZM92 133H94V134H92ZM108 133H107V135H108ZM112 133H114V134H112ZM115 133H117V131L111 132L112 136L114 135L113 139L115 141H117L119 138V135L118 134H117L118 136L116 135L118 137L116 140L115 139L116 138ZM134 133H135V131H134ZM139 133L141 134L140 141L144 140V142H147L148 137L145 136L144 133H142V132H139ZM225 133H228V131ZM243 133H245V132L243 131ZM253 136L255 137L254 133H253ZM91 137L94 139H92ZM124 137L122 136L121 138H124ZM142 137H144V138H142ZM256 137L254 139H256ZM99 138H100V136H99ZM102 138H106V137L104 136ZM139 138H140V136H139ZM37 139H35V141H37ZM110 139H112V138H110ZM114 140H112V141H114ZM115 141H114V144H116ZM135 141H134V143H138V144L140 143L141 144V142H135ZM120 142H122V141H120ZM123 142H124V140H123ZM152 142H155V141H152ZM114 144L112 143L111 145H114ZM143 144L144 143L142 141L141 145H143ZM117 145H118L117 148L116 147L113 148L114 150L119 149L120 144H117ZM128 145L131 146L132 144H127L126 146H128ZM141 145L137 146V147H141ZM145 146H148V144H146ZM149 146H150V144H149ZM165 146L167 147V145H165ZM105 147H106V149H105L106 153L105 154L107 156L104 155V151H103ZM132 147H133V145L131 146V148ZM137 147H135V148H137ZM151 147L152 146H150V148ZM125 148L123 149V153L125 151ZM147 148L148 147H146V148L144 147V149H146V150H147ZM168 148L171 149V147H169V146H168ZM200 148L203 150L204 147L202 148V146H201ZM205 149L207 151V148H205ZM108 150H110V147ZM113 151H112V153H113ZM118 151L122 152V150H120V149ZM126 152H127V149H126ZM110 153H111V150H110ZM112 153H111V155H112ZM123 153L121 155H123ZM138 154L136 153V156H138ZM161 154H162V152H161ZM103 155L106 156V159ZM140 158H141V155H140L139 159ZM170 158H172V157H170ZM219 158L220 157L217 156L218 162L220 163L219 160H222V158H220V159ZM169 159H167V160H169ZM172 159H170V161ZM176 159H174V160L176 161ZM225 160H226V157H225ZM164 162H162V163H164ZM177 162H178V160H177ZM218 162H216V163H218ZM223 162H225L224 157H223ZM218 167H220V164L218 165ZM149 168H150V170H148ZM219 169H221V170L224 169V166H223V168H219ZM221 172L224 173L226 171H224V172L221 171ZM138 179H140V178L138 177ZM223 181H224V179H223ZM146 183H145V185H146ZM229 188H231V187L229 186ZM229 188H228V186L227 187L225 186L226 190L225 189L224 190L228 191ZM113 191L114 192L118 191L121 193L118 194V192H117L116 194H112ZM109 192L111 193V195L109 194ZM162 192H164V194ZM229 192H230V190H229ZM224 193H226V192H224ZM214 194H215V192H214ZM214 194L210 195V193H209L210 196L208 197V195H207V198H205V200L203 202H206V201L208 202V200L211 197L213 198L212 201H214L216 196L218 198V194L216 196ZM118 196H120L121 198H124V200L120 201V200L113 199L115 197L117 199H119ZM168 198H169V196H168ZM175 198H177V196L173 192L171 199L175 200ZM218 199H221V198L219 197ZM163 200L165 202H163L161 200L160 201V202H162V203H160L161 206L165 205L166 203L168 205H170V204L172 205V203L174 202L171 200L172 203H169V202H171L170 200H169V202H167L166 199H163ZM212 201L210 203H212ZM201 204H204V203L201 202ZM166 205H165V207H166ZM203 206H205V204ZM168 207H166V208H168ZM198 207L200 208V207H202V205L201 206L199 205ZM165 215H167V217ZM228 216H229V214L227 213V217ZM228 218L227 219L230 221V219L232 217L230 218V216H229ZM223 221H220V222H223ZM173 222H174V224H173ZM230 222H232V219ZM182 224H185V223L182 222ZM225 224H226V222H225ZM229 225L231 226V224H229ZM175 227H177V226H175ZM180 227H179V229L178 228H176V229L180 230L181 228H183V226L181 228ZM185 230H187V229H185ZM181 231L182 230H180V232ZM183 232H184V234L186 233V231H184V230H183ZM171 233H172V237H171ZM177 233H179V232H177ZM180 234L183 235L182 232ZM185 235H187V234H185ZM185 235H183L184 236L183 239H185ZM190 237L191 236H189V238H188V236H187L188 239H190ZM174 238L176 239V237H174ZM242 242H244V241H242ZM246 243H243V244H246ZM173 253H174V251H173ZM242 256H243V254H242ZM236 257H237V255H236ZM261 258L263 259V257H260L259 259H261ZM262 259L260 261H262ZM175 263L179 264L178 261H176Z\"/></svg>",
	"mask_w": 264,
	"mask_h": 264
}]
</instances>
